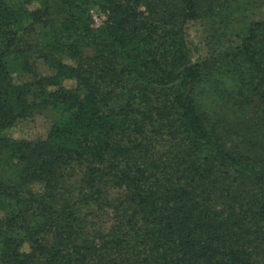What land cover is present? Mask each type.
Wrapping results in <instances>:
<instances>
[{"label":"trees","instance_id":"trees-1","mask_svg":"<svg viewBox=\"0 0 264 264\" xmlns=\"http://www.w3.org/2000/svg\"><path fill=\"white\" fill-rule=\"evenodd\" d=\"M213 1L0 0V151L20 167L17 186L0 182V264H264V144L228 145L196 99L231 65L227 100L264 117V22L201 56L187 31ZM91 6L107 15L99 30ZM8 54L32 80L7 70ZM47 109L65 118L45 138L9 136ZM71 179L74 198L61 195ZM106 188L124 197L93 222Z\"/></svg>","mask_w":264,"mask_h":264},{"label":"rangeland","instance_id":"rangeland-1","mask_svg":"<svg viewBox=\"0 0 264 264\" xmlns=\"http://www.w3.org/2000/svg\"><path fill=\"white\" fill-rule=\"evenodd\" d=\"M213 2L214 7L206 13H202L200 19L194 23L193 27L189 28L187 39L189 41L191 37L196 38L197 50L201 56H207L213 52V57L216 58L220 53L228 50L226 47H229L228 45L233 42L234 36L244 35L254 22H264V0H215ZM61 13L56 9L53 16L58 15L59 18ZM86 15L90 28L93 30L102 28L107 19V15L96 6H91ZM28 30L26 46L29 47V50L25 53L33 60L41 53L42 29L40 26L34 25L28 26ZM219 51L220 53H218ZM86 52L87 55H91V50H86ZM4 61L8 71L21 74L22 80H32L31 74L21 70V60L14 54H8ZM36 64L40 73L49 72L41 60L36 61ZM240 66L243 64H238L239 68ZM219 67L220 64L216 65L211 71L210 77L198 86L196 90L198 93L197 102L207 118V123L214 129L218 138L228 145L236 144L241 150L254 154L256 145L264 144V117L253 107L254 105L238 110L227 100L228 92L235 88V81L238 77L232 69L233 66ZM64 85L71 87L74 83L65 81ZM64 118L63 114L47 109L41 115H35L26 122L16 124L9 129L8 133L15 139L45 138L50 125L61 122ZM19 173L20 167L17 162L8 153L0 151V182L17 186ZM74 175L75 178L78 177V172H73ZM73 180L75 179H71L72 184H66L63 187L61 195L64 194L71 198L76 196L78 184L76 180L74 184ZM35 189L38 190L39 187ZM103 194L104 199L97 202L100 207L97 208L90 204L86 209V212L92 214L93 222L106 223L113 220L112 204L124 197V191L119 188H106ZM20 249L26 251L27 245L24 243Z\"/></svg>","mask_w":264,"mask_h":264}]
</instances>
